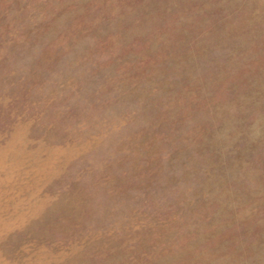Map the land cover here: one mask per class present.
<instances>
[{
    "label": "rangeland",
    "instance_id": "rangeland-1",
    "mask_svg": "<svg viewBox=\"0 0 264 264\" xmlns=\"http://www.w3.org/2000/svg\"><path fill=\"white\" fill-rule=\"evenodd\" d=\"M0 264H264V0H0Z\"/></svg>",
    "mask_w": 264,
    "mask_h": 264
}]
</instances>
